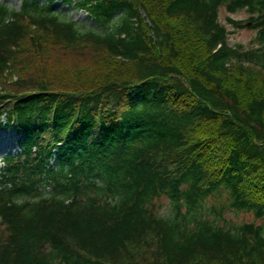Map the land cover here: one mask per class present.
Masks as SVG:
<instances>
[{"label":"trees","instance_id":"trees-1","mask_svg":"<svg viewBox=\"0 0 264 264\" xmlns=\"http://www.w3.org/2000/svg\"><path fill=\"white\" fill-rule=\"evenodd\" d=\"M55 1L0 3V128L21 141L0 264H264V227L223 218L264 217V55L219 19L245 11L228 24L264 45V0H65L102 32Z\"/></svg>","mask_w":264,"mask_h":264},{"label":"rangeland","instance_id":"rangeland-1","mask_svg":"<svg viewBox=\"0 0 264 264\" xmlns=\"http://www.w3.org/2000/svg\"><path fill=\"white\" fill-rule=\"evenodd\" d=\"M1 3L6 4L12 9L21 10L24 5L25 0H0ZM37 3L40 5H49V0H37ZM52 9L58 13L59 15L65 17L66 19L75 22L78 25H82L86 28H93L97 32H102L100 28H96V24L93 22L91 16L80 11L78 6L73 2H67L65 0H56L52 5ZM220 20L223 24L227 26L229 31L228 43L231 47L237 48L242 47L243 51H252L255 50L258 53L264 55V45L260 44L257 40V32L254 30L248 29H240L233 28L228 24L227 19L232 18L238 21H245L248 19V14L245 11H239L237 14L230 15L228 14L224 8L220 9L219 13ZM255 66L264 70V57L261 60H257L256 63H253ZM9 135L12 139V145L15 147L9 148L6 152L0 155V167L3 166L4 158L7 156H15L21 152V141L20 136L16 133L15 130L2 128L0 130V136ZM5 144V141H2ZM0 144V147H4V144ZM51 167L58 168V162L55 159H52L50 162ZM51 188L46 189V193L50 192ZM224 198H220L219 196L215 198H211L206 202V206L210 207L212 205L219 206ZM161 204L163 205L161 214L167 215L171 212L172 206L170 202L166 199H162ZM226 218L227 221H231L233 223H242V222H254L257 225L264 227V217L256 218L254 213H246V212H236L226 210L224 212L223 218Z\"/></svg>","mask_w":264,"mask_h":264},{"label":"bare ground","instance_id":"bare-ground-1","mask_svg":"<svg viewBox=\"0 0 264 264\" xmlns=\"http://www.w3.org/2000/svg\"><path fill=\"white\" fill-rule=\"evenodd\" d=\"M2 141H5V144ZM2 143L4 144V147H0V155L6 152L9 148L15 147L14 144L12 145V139L9 135L0 136V144Z\"/></svg>","mask_w":264,"mask_h":264}]
</instances>
